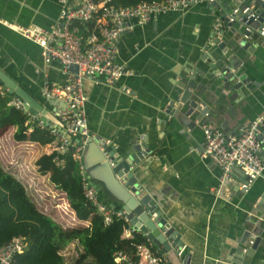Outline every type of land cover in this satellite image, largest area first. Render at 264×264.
Listing matches in <instances>:
<instances>
[{
	"label": "crops",
	"instance_id": "crops-1",
	"mask_svg": "<svg viewBox=\"0 0 264 264\" xmlns=\"http://www.w3.org/2000/svg\"><path fill=\"white\" fill-rule=\"evenodd\" d=\"M241 2L217 0L218 6L208 8L206 3L197 1L136 25L115 42V60L130 74L112 82L100 74L83 80L87 97L84 111L90 131L83 165L91 184L98 188L102 201L122 208L112 188L101 181L96 163L100 152L88 141L112 145L123 158L132 144L145 142L151 153L132 168L135 180L160 204L162 217L174 228L181 245L186 246L187 264H264V235L251 256L235 253L240 235L248 229L247 213L254 207L252 199L264 190V174L243 191L244 179L231 173L228 179L239 186L235 193L231 185L225 186L219 166L211 160L205 162L207 159L198 154L204 141L201 127L179 122L175 115L166 113L169 102L180 94L178 75L190 76L193 71L199 76L198 71L209 69L211 45L215 37H223L213 31L217 14L223 13L225 6L230 11L239 8ZM79 4L80 0H0V17L49 30L63 21L64 12ZM75 26L84 36L79 25ZM225 38L226 42L232 41V34ZM243 66L249 82L256 84L244 108V118L254 119L264 111V47L247 54ZM0 69L52 111L55 102L43 98L41 86L45 78L63 84L62 65L56 61L46 63L36 43L2 25ZM176 106L177 103L173 105ZM217 128L222 129L220 125ZM15 130V126L10 127L1 137L0 157L7 161L5 167L9 166L22 181L32 199L51 216L57 230L79 233L58 251L67 264H72L78 252L95 239L94 226L101 221L97 217L93 221L77 218L67 194L55 187L49 172L39 170L36 160L50 153L49 143L16 141ZM99 148L102 150L101 145ZM260 156L264 167V152ZM77 167L79 170V164ZM129 227L127 222L125 228ZM125 228L122 236H126ZM254 238L249 235L250 240ZM151 246L165 257L166 264H184L177 254L178 245H172L169 252H164L161 245Z\"/></svg>",
	"mask_w": 264,
	"mask_h": 264
},
{
	"label": "built area",
	"instance_id": "built-area-1",
	"mask_svg": "<svg viewBox=\"0 0 264 264\" xmlns=\"http://www.w3.org/2000/svg\"><path fill=\"white\" fill-rule=\"evenodd\" d=\"M197 1L212 2L213 0H150L123 7L110 4V0H80L76 9L64 12L63 21L51 26L49 30L37 25H21L0 17V25L36 43L46 63L56 61L62 65L65 75L63 84L57 85L45 78L41 86L43 98L55 102L51 112L61 122V126L55 123L48 125L41 120L40 113L29 112L19 97L15 96L9 104L26 114L29 130L38 127L48 131L51 136L48 147L52 162L56 166H63L64 156L71 149L72 159L79 164L77 190L94 207L103 225L112 224L115 218L129 221L125 210L101 200L98 188L91 184L83 165L85 143L90 135L84 111L87 97L83 80L87 76L96 74L103 75L110 82L128 76L130 72L114 57L115 42L118 38L132 30L134 26L142 25L159 14L185 9L190 3ZM260 1L264 3V0ZM238 11L239 8H234L228 14V18L232 20L233 15ZM92 19L96 20L97 32H91L87 37L80 34L78 27L72 22ZM219 27L220 20L217 18L213 27L217 36ZM71 64L77 65V73L69 69ZM125 92L129 93L130 90L126 89ZM263 120L264 111L249 126L241 127L234 135H225L220 129H212L209 125H205L204 147L198 150V154L219 166L223 179L228 178L235 168L243 171L248 180L243 181L241 187L247 189L263 173L264 167L260 156L262 141L258 137ZM0 148H2L1 144ZM125 229L126 236L139 231L132 226ZM147 241L149 246H137L141 258L139 262L121 250L114 251V261L117 264H166L165 257L157 250L156 253L153 252L150 249L151 241L148 238ZM24 247L25 243L20 236L0 246V264H16L14 256L21 253ZM185 249V245L176 247L178 256L182 257L184 264H187Z\"/></svg>",
	"mask_w": 264,
	"mask_h": 264
},
{
	"label": "water",
	"instance_id": "water-1",
	"mask_svg": "<svg viewBox=\"0 0 264 264\" xmlns=\"http://www.w3.org/2000/svg\"><path fill=\"white\" fill-rule=\"evenodd\" d=\"M203 3H206L208 8L218 6L217 0L202 1L199 4ZM238 7L239 11L233 15L232 20L228 18V14L232 11L229 6H225L223 13L217 14L220 20L219 32L223 37L222 39L215 37V43L211 45L209 54L212 60L209 69L198 71L199 76L193 71L190 76L186 73L178 75L179 97L172 99L166 109V113L175 115L177 121L188 123L190 126L197 124L202 131L205 125H209L212 129H218L220 125L225 135H234L241 127L249 126L254 119L262 115L263 112L254 119L244 118V108L255 90L253 85L256 84L250 83L246 77L243 62L247 54H252L260 46L264 47V3L260 0H242ZM227 34H232V41L226 42ZM69 69L75 73L78 71L75 64H71ZM0 82L8 93L24 102L29 112L40 113L41 120L48 125L55 123L61 126V122L51 111L1 69ZM175 103L177 106L174 108ZM258 137L262 141L260 154H263L264 120L260 124ZM88 143H93L99 149L100 154L97 153L96 163L101 181L107 187L110 186L121 201L130 225L145 234L155 245H161L164 252L171 251L172 245L181 246V240L174 234V228L162 217L161 207L156 198L154 199L147 189H141L135 180L132 168L135 163H139L151 153L145 142L137 141L132 144L125 151L124 158L119 156L114 146H108L103 141L97 143L90 139ZM99 145L102 146V150ZM201 145L198 150L203 149L204 141ZM208 160L210 161L207 159L205 162H209ZM232 174L240 175L244 181L248 180L244 172L237 168ZM224 184L231 185L235 193L239 190V186L228 178L224 180ZM247 189L242 190L247 191ZM252 200L254 207L247 213L248 229L240 235L235 249V253L240 256L241 254L251 256L264 235V190ZM250 234L255 235L254 240L249 239Z\"/></svg>",
	"mask_w": 264,
	"mask_h": 264
},
{
	"label": "trees",
	"instance_id": "trees-1",
	"mask_svg": "<svg viewBox=\"0 0 264 264\" xmlns=\"http://www.w3.org/2000/svg\"><path fill=\"white\" fill-rule=\"evenodd\" d=\"M140 1L145 0H110L109 3L123 7L135 5ZM75 23L83 30L85 37L92 31L97 32L94 19L77 20ZM0 87L3 89L0 90V139L10 127L15 126L13 139L16 141L31 140L41 144L51 142V136L46 129L33 127L29 130L26 114L9 104L15 96L8 93L1 83ZM64 159L62 167L56 166L49 153L42 154L36 163L42 173H50L49 178L55 187L67 194L70 207L77 218L93 221L98 216L91 203L77 190L79 171L77 163L72 159L71 149ZM3 161L0 157V246L20 236L25 247L21 253L14 256V263L67 264L58 251L68 239L79 236V233L73 230H57L51 216L32 199L26 186L7 168L9 166L5 167ZM125 227L127 222L118 218L110 225L99 223L94 226L95 239L78 252L72 264H117L113 258V253L117 250L127 253L139 262L141 258L137 246H149L147 238L136 231L122 236ZM150 249L156 253L155 246Z\"/></svg>",
	"mask_w": 264,
	"mask_h": 264
},
{
	"label": "rangeland",
	"instance_id": "rangeland-1",
	"mask_svg": "<svg viewBox=\"0 0 264 264\" xmlns=\"http://www.w3.org/2000/svg\"><path fill=\"white\" fill-rule=\"evenodd\" d=\"M7 159H9V155L6 156V160H7ZM3 162H4V165H5V163L7 164L6 161H3Z\"/></svg>",
	"mask_w": 264,
	"mask_h": 264
}]
</instances>
